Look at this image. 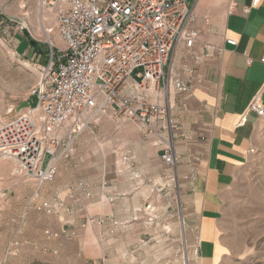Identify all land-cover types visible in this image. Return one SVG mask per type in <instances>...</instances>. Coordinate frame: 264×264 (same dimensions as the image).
I'll return each mask as SVG.
<instances>
[{"label":"built area","instance_id":"1","mask_svg":"<svg viewBox=\"0 0 264 264\" xmlns=\"http://www.w3.org/2000/svg\"><path fill=\"white\" fill-rule=\"evenodd\" d=\"M198 0H42L39 12V27L48 45L45 61L41 66L39 87L34 94L36 102L26 111L7 117L0 113V157H8L18 163L17 172L21 176L36 181L38 188L52 182L62 161H70L77 154V142L87 124L100 122L103 117L123 124L131 123L147 140H152L160 159L173 169L180 163L174 140L180 132L179 119L170 114V109L162 101L150 98L152 84L169 81L166 69L172 54L182 44L188 48L196 45L199 30L195 26L194 4ZM232 7H230L231 9ZM250 7H245L249 11ZM53 12V24L48 23V13ZM64 42L60 48L51 34L55 31ZM236 44L234 39H227ZM216 49L205 47L196 59L210 57ZM264 63V54L261 57ZM179 93H189L191 85L177 77L173 80ZM159 96V95H158ZM264 116V106L256 96L240 118L246 121V114ZM254 152V149H250ZM132 151L124 156L128 163L126 171L130 178H138V171L132 167ZM137 185L140 181L135 182ZM107 182L100 186L99 199L90 184L78 180L69 188V197L82 203V219L79 227L84 231L111 225L109 231L114 238L117 233L132 229L139 215L145 217V224L154 223L156 207L151 202L136 206L129 219L114 214L90 213L86 198L93 204L108 201L114 204L119 194L107 190ZM78 193L80 194L78 196ZM5 195V193H4ZM63 199V198H62ZM62 199L55 202L44 198L36 189L27 201L28 209L48 215L71 213L73 206ZM143 213V214H142ZM63 223L60 235L74 239L79 230ZM171 231L168 226L160 233ZM106 231L98 233L101 239ZM53 236H48L51 239ZM184 248H188L185 237ZM152 241V236L140 235L125 254L133 255V249L143 248L144 252ZM200 239L197 236L194 253L198 256ZM135 244V245H134ZM19 240L8 248L20 250ZM134 246V248H133ZM181 246V245H180ZM164 247V246H162ZM52 252L58 250L51 248ZM190 255V254H189ZM100 264H108L105 256ZM193 257H184L183 264H194ZM176 264H180L177 263Z\"/></svg>","mask_w":264,"mask_h":264},{"label":"rangeland","instance_id":"2","mask_svg":"<svg viewBox=\"0 0 264 264\" xmlns=\"http://www.w3.org/2000/svg\"><path fill=\"white\" fill-rule=\"evenodd\" d=\"M41 3L42 0H0V113L7 117L26 111L36 102L34 92L39 87L41 66L48 49L38 22ZM53 22V12L50 11L48 23L52 25ZM51 36L60 48L64 47L56 29ZM177 50L185 54L183 66H188L186 61L189 58L193 63L196 61L195 46L188 48L180 44L174 53ZM171 62L170 69L173 68ZM183 66L176 70L191 73V78H196L193 71ZM170 83L174 84L170 80L161 81L154 88L151 86L150 98L168 106L166 86ZM168 94H175L172 86ZM259 131V145L257 149L253 148L252 157L239 172L231 194L226 232L230 251L220 264H264V122ZM146 140L131 123L120 124L109 117H103L100 122L93 121L81 132L74 158L62 161L55 179L39 188L35 180L18 174L15 160L0 157V264H100L99 259L103 256L108 264H127L126 261L128 264H147L143 260L147 257L142 258L143 248L140 246L133 249L132 256L123 252L128 242L125 236L118 238L117 249L114 248L107 256L102 253L103 240L98 237L97 229L84 231L79 227L82 210L80 216L76 212L81 206L69 197L70 186L78 180L90 184L96 194L101 193L100 186L106 181L107 190L112 188L111 193L119 194L115 203H118V215L122 219H129L134 207L151 202L157 209V218L154 223L145 224L146 216L140 214L139 220L132 224L133 242L140 235L152 236L150 259L154 262L170 260L174 253L162 247L163 243L159 242L161 235L157 238L156 233L168 226L171 231L174 229L175 233H181L178 237L183 235L185 224L183 219H179L181 203L174 187L178 179L173 169L166 165L154 170L152 168L156 164L147 163L150 159L142 147ZM130 151L134 154L132 167L139 176L135 179H131L130 172L125 170L128 163L124 156ZM168 180L171 184L167 183ZM136 181L143 186L140 188ZM132 182L136 186L133 190L129 187ZM36 189L44 198L53 202L63 198L67 205L74 206L68 223L79 230L74 239L68 240L60 235L63 223L69 219L65 217L66 210L48 215L28 209V197ZM141 190L143 192L136 196L130 195L132 191ZM85 201L90 213L100 209L99 205L93 204L92 198ZM101 205L110 210L113 204L105 201ZM50 234L53 236L51 239L48 238ZM183 238L178 253L180 264L187 255L196 256L195 253L189 255ZM16 240L22 243L20 250L8 253V248ZM52 247L58 252H52Z\"/></svg>","mask_w":264,"mask_h":264},{"label":"crops","instance_id":"3","mask_svg":"<svg viewBox=\"0 0 264 264\" xmlns=\"http://www.w3.org/2000/svg\"><path fill=\"white\" fill-rule=\"evenodd\" d=\"M246 6L250 7L249 11L245 10ZM193 8L195 26L200 32L194 53L200 54L208 45L216 51L210 57L195 58L196 63L189 58L186 61L188 66H183L185 54L177 50L171 59L173 68L170 69L171 64L167 68L170 80L177 77L191 85L189 93L177 92L171 83L166 86L170 114L180 122V132L174 140L175 150L180 156V163L173 168L178 179L174 187L180 198L179 219L184 220L182 237L187 240L189 254L194 253L192 245L197 236L200 239L198 256H191L194 264H220L230 251L226 232L234 184L252 157L250 149H257L259 145V127L264 122V116L251 112L245 115L246 121L239 124L256 96L259 95L264 106V63L261 61L264 54V0H198ZM227 39H234L236 44L228 43ZM178 66L193 71L196 78L192 79L191 73L176 70ZM171 86L174 95L168 94ZM142 147L150 159L147 163L156 164L152 169L164 166L152 140H146ZM167 183L171 184V181ZM129 187L133 190L135 183H130ZM142 192L132 191L130 195ZM99 196L100 193L95 199ZM102 203L94 204L100 206L94 214L119 217L118 203L111 205L110 210ZM79 212L78 206L76 214L80 216ZM69 214L67 212L65 217ZM111 227L107 225L101 231L97 230L99 234L106 231L100 240H103L102 253L107 256L114 248L117 249L118 238H128L125 248H129L135 236L130 230L117 233L115 236H120L114 238L109 231ZM180 234L173 229L164 234L161 241L167 251L174 253L170 260L154 262L150 259L151 247H148L141 254L142 258L147 257L144 262L179 263Z\"/></svg>","mask_w":264,"mask_h":264},{"label":"bare ground","instance_id":"4","mask_svg":"<svg viewBox=\"0 0 264 264\" xmlns=\"http://www.w3.org/2000/svg\"><path fill=\"white\" fill-rule=\"evenodd\" d=\"M152 87H154V83L152 84Z\"/></svg>","mask_w":264,"mask_h":264}]
</instances>
